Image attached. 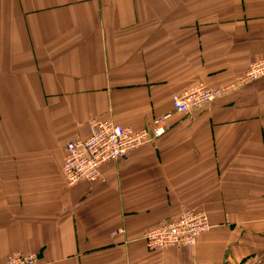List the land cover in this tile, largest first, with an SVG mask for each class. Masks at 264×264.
Returning a JSON list of instances; mask_svg holds the SVG:
<instances>
[{
    "label": "crops",
    "instance_id": "obj_1",
    "mask_svg": "<svg viewBox=\"0 0 264 264\" xmlns=\"http://www.w3.org/2000/svg\"><path fill=\"white\" fill-rule=\"evenodd\" d=\"M264 57V0H0V264H264V78L182 115L172 99ZM168 131L66 185L92 120ZM211 229L149 251L187 210Z\"/></svg>",
    "mask_w": 264,
    "mask_h": 264
},
{
    "label": "built area",
    "instance_id": "obj_2",
    "mask_svg": "<svg viewBox=\"0 0 264 264\" xmlns=\"http://www.w3.org/2000/svg\"><path fill=\"white\" fill-rule=\"evenodd\" d=\"M250 64L240 79L227 86L208 89L200 85L174 96L173 111L182 115L197 113L239 87L264 78V57ZM169 117L156 118L151 131H133L112 122L92 120L87 139L72 141L65 146L62 175L66 185L74 187L82 182H95L103 165L125 159L133 150L163 136L168 131L166 121ZM206 215L202 210L192 209L183 212L173 221L163 222L143 236L146 248L157 251L194 246L197 239L211 229ZM1 264H37V259L34 255L14 252Z\"/></svg>",
    "mask_w": 264,
    "mask_h": 264
}]
</instances>
